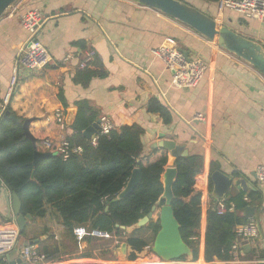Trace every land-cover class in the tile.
Here are the masks:
<instances>
[{
	"label": "crops",
	"instance_id": "crops-1",
	"mask_svg": "<svg viewBox=\"0 0 264 264\" xmlns=\"http://www.w3.org/2000/svg\"><path fill=\"white\" fill-rule=\"evenodd\" d=\"M185 1L264 47V20L248 19L224 10L222 0ZM29 10L43 13L38 39L55 61L40 72L21 73L20 80L26 79L10 104L17 116L31 121L34 138L58 140L64 135L68 139L75 103L86 100L99 116H108L115 129L134 124L143 128L141 158L144 160L152 162L162 154L169 158L168 153L153 148L160 142L159 134L166 141L182 145L187 156H202L201 236L195 240L198 257L195 262L185 259L184 264H206V212L219 201L212 196L209 171L210 164L215 162L217 171L230 177L233 184L246 183V191L232 186L223 199L258 191L261 200L258 206L252 207L253 216L246 217L245 210L240 213L247 222L256 223L259 237L236 240L237 252L233 259L214 263H264V182H257L254 173L257 167L264 166V77L189 28L134 0H18L0 19V100L7 91L19 52L28 42L20 19ZM78 41L84 43L83 50L73 45ZM165 44H175L188 57L206 62L207 72L198 85L180 89L172 84L171 73L154 55ZM86 49L95 51L107 75L91 79L84 87L75 83L73 77L80 69V56ZM69 54L76 57L62 64L61 60ZM59 93L66 107L59 101ZM152 98L170 111L171 124L165 126L159 115L147 111V103ZM57 111L64 115L63 130L55 121ZM198 115L200 120L196 119ZM234 172L237 177L232 176ZM7 210L2 198L0 225L13 220L7 217ZM36 221L39 225L35 227L33 223L27 229V237L20 241V246L33 245L41 252L54 253V264H164L149 249L142 259L128 261L127 245L124 248V243H118L112 236L98 242L88 238L79 250L74 237L66 233L53 214ZM43 229L47 230L45 235H41Z\"/></svg>",
	"mask_w": 264,
	"mask_h": 264
},
{
	"label": "trees",
	"instance_id": "trees-1",
	"mask_svg": "<svg viewBox=\"0 0 264 264\" xmlns=\"http://www.w3.org/2000/svg\"><path fill=\"white\" fill-rule=\"evenodd\" d=\"M200 1L214 3L218 0ZM73 45L82 50L85 48L82 41L74 42ZM106 75L96 56L91 63L88 62L83 69L76 71L73 81L86 87L91 79H102ZM25 79L19 80L7 103L2 108L0 106V181L19 199L22 215L25 218L30 216V219L26 218L25 228L18 236L17 248L20 247V241L27 237V229L36 220H43L51 213L69 236H73L72 230L78 226L87 231L103 232L115 237L118 243L127 245L128 261L133 262L142 257L147 249L150 250L159 231V210L163 204L157 205L163 191L160 176L169 164L168 156L162 154L152 162L142 159L141 137L144 130L136 124L116 128L108 135H97L96 145L91 146L82 133L98 121L100 116L88 101L81 100L75 103V114L68 126L71 132L68 140L82 146L83 154L71 155L65 160L59 155H51L33 166L34 152L41 153L40 143L45 138L35 139L33 147L31 142L25 139L21 123L16 124L8 118L13 114L21 119V122L26 120L17 116L10 107L19 85ZM58 97L66 107L62 93H59ZM2 103L3 100H0V105ZM146 108L148 112L159 115L165 126L171 124L170 111L158 100L150 99ZM173 167L177 170V177L172 186L171 208L179 224L181 239L190 248L192 261L195 262L198 247L192 238L197 240L201 236L203 157H179L174 160ZM218 168V165L212 162L210 174ZM135 169L141 173L139 183L127 196L118 200V195ZM232 176L237 177V174L234 172ZM209 188L211 189L210 179ZM245 197L247 201H244ZM260 200L261 194L258 191L239 193L224 199L227 208L231 204L234 206L232 211L218 215L216 204L207 210L204 232L206 264L233 259L230 252L236 241L235 230L247 223V219L240 213L247 207L258 206ZM154 206L157 211L153 213L152 219L145 226L137 228V222ZM46 233L47 230L43 229L41 235ZM88 238L92 237L86 236L84 240ZM93 241L100 240L93 238ZM42 252L48 260H55L54 253L46 250ZM0 264H5L1 257Z\"/></svg>",
	"mask_w": 264,
	"mask_h": 264
},
{
	"label": "water",
	"instance_id": "water-1",
	"mask_svg": "<svg viewBox=\"0 0 264 264\" xmlns=\"http://www.w3.org/2000/svg\"><path fill=\"white\" fill-rule=\"evenodd\" d=\"M17 1L18 0H0V19L12 8V6ZM134 1L149 9L155 10L189 28L205 40L214 44L219 49L248 64L264 77V47L260 43L234 32L230 28L209 17L207 14L180 0ZM184 53L186 54V52ZM8 118L16 124L21 123L25 139L29 140L33 147H35V138L29 130L31 121L26 119L21 122V119L13 114L9 115ZM97 132L98 121L84 130L82 136L87 141H91V139L97 135ZM158 137L160 142L155 144L153 148L163 150L169 154V165L164 168V171L160 176V182L162 184L163 191L159 197L157 205H160L161 203L163 204L159 210V231L152 242L150 250L163 263L176 262L181 259L192 260V252L181 239L179 233V224L176 221L171 208V201L173 199L172 186L177 177V170L175 167H173V162L176 158L186 157L187 151L182 145H176L172 141L164 140L163 134H159ZM50 156L51 154L48 153L34 152L32 165L35 166L40 160ZM140 179V171L138 169L133 170L125 188L118 195L117 199L120 200L127 196L139 183ZM211 180L213 183L212 196L216 200L223 199L228 194L232 186L236 187L237 189L242 188L244 191L247 190L246 183L244 181H238L233 184L232 179L220 171L213 172L211 174ZM2 198L8 206L6 215L8 218L11 217L15 221L20 235V233L25 228L26 218L30 219V216H26L25 218L22 215L19 199L16 195L11 194L8 188L0 181V202ZM155 211L156 206L152 207L151 211L137 222L136 227L139 228L145 226L152 219L153 213ZM244 215L246 217L253 216L254 208L247 207L245 209ZM123 247L126 248L125 243L123 244ZM4 258L7 264H26L19 257L17 246L5 254ZM262 261L264 262V258Z\"/></svg>",
	"mask_w": 264,
	"mask_h": 264
},
{
	"label": "built area",
	"instance_id": "built-area-1",
	"mask_svg": "<svg viewBox=\"0 0 264 264\" xmlns=\"http://www.w3.org/2000/svg\"><path fill=\"white\" fill-rule=\"evenodd\" d=\"M222 7L224 10L238 13L248 19L264 20V0H222ZM43 22L44 15L40 10H29L21 16V27L28 34V42L19 52L16 66L8 82L3 103L0 105L1 108L7 103L10 95L16 90L21 73L26 75L37 73L55 63L50 53L38 39V31ZM154 55L162 61L165 69L171 73L172 84L180 89H189L198 85L204 78L208 69L205 61L198 57H188V55L175 44H165L158 47L154 51ZM75 57V54H69L61 60V63L65 64ZM80 57L81 59L78 67L83 69L88 62L96 57V53L92 49H86ZM54 117L58 126L63 130L65 128V121L62 111L55 112ZM196 119L200 120L201 116L198 115ZM114 129L113 121L108 116L102 115L99 117L97 135H108ZM97 135L90 141V145L93 147L96 145ZM40 151L41 153L59 155L65 160L71 155H82L83 147L73 144L62 135L58 140L44 139L40 143ZM254 173L257 182L263 183L264 166L257 167ZM244 201H247L246 197ZM233 208L234 206L232 204L227 208L224 199L219 200L215 206L218 215H222L227 211H232ZM72 234L77 242L79 250L82 249L81 245L84 243V238L86 236L97 239H107L110 237L106 233L96 230L87 231L82 226L73 228ZM235 235L236 240L256 239L259 237L258 227L253 220H250L245 225L236 228ZM18 236L19 230L14 220L0 226V257L3 258V260H5L4 255L17 246ZM192 240L195 241L196 238H192ZM236 252L237 246L234 244L231 248L230 255L234 256ZM18 254L21 260L26 264H54L52 260H48L46 255L33 245L20 246L18 248ZM164 264L184 263L183 261H176Z\"/></svg>",
	"mask_w": 264,
	"mask_h": 264
},
{
	"label": "rangeland",
	"instance_id": "rangeland-1",
	"mask_svg": "<svg viewBox=\"0 0 264 264\" xmlns=\"http://www.w3.org/2000/svg\"><path fill=\"white\" fill-rule=\"evenodd\" d=\"M224 25V24H223ZM225 26V25H224ZM157 211V210H156ZM1 223V222H0ZM6 223L4 222V223H2L0 226H2V225H5ZM39 224H37V221H35V223H34V226L35 227H37ZM144 233V232H143ZM151 251V250H150ZM146 253V252H145ZM145 256V254L142 256V257H140V259H142L143 257Z\"/></svg>",
	"mask_w": 264,
	"mask_h": 264
}]
</instances>
